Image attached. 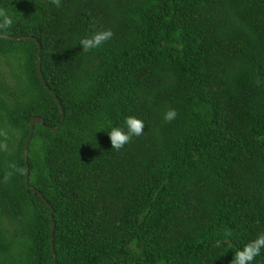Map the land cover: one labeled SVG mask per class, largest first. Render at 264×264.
Wrapping results in <instances>:
<instances>
[{
	"label": "trees",
	"instance_id": "1",
	"mask_svg": "<svg viewBox=\"0 0 264 264\" xmlns=\"http://www.w3.org/2000/svg\"><path fill=\"white\" fill-rule=\"evenodd\" d=\"M0 8L13 19L1 34L36 38L63 109L50 129L59 110L36 44L0 37V264H51L50 215L55 264H231L264 233V0ZM32 116L27 182L51 212L24 185ZM129 116L144 134L116 151L108 133Z\"/></svg>",
	"mask_w": 264,
	"mask_h": 264
},
{
	"label": "clouds",
	"instance_id": "2",
	"mask_svg": "<svg viewBox=\"0 0 264 264\" xmlns=\"http://www.w3.org/2000/svg\"><path fill=\"white\" fill-rule=\"evenodd\" d=\"M51 3L57 8L61 7V0H51ZM13 25L12 17L3 8H0V31H6ZM111 29L103 30L93 34L89 38H84L79 41L80 46L84 53L100 48L104 43L111 40L113 37ZM178 113L175 109H168L164 115L163 120L166 123H171L176 119ZM126 131L122 128L115 127L109 133L108 136L111 142V148L116 151L121 150L126 144H128L133 137H139L144 134L145 124L142 120L129 116L124 121ZM19 171V169H17ZM12 173H6L3 182L7 183L11 178ZM264 249V233L260 234L256 239L247 243L243 249L237 250L234 254V258L231 264H252L254 259L261 254V250Z\"/></svg>",
	"mask_w": 264,
	"mask_h": 264
},
{
	"label": "water",
	"instance_id": "3",
	"mask_svg": "<svg viewBox=\"0 0 264 264\" xmlns=\"http://www.w3.org/2000/svg\"><path fill=\"white\" fill-rule=\"evenodd\" d=\"M0 37H2L4 39H8V40L27 39V40L33 41L36 44L35 69H36L37 76H38L41 84L43 85V87L45 89H47V91L53 97L54 101L56 102V104L58 106V110H59V120H58V123H57V125L55 127H50V129H52V130L57 129L60 126V124L62 122V119H63V109H62V106L60 105V103L58 101V98L55 96V94L52 92V90H50L48 88V86L45 84V81H44V79L42 77V74H41V71H40V64H39V50H40V47H39V44H38L36 38L33 37V36H30V35L13 36V35H10V34H1V33H0ZM35 123H40L41 124L42 123V118L39 117V116H32L30 118L29 124H28L27 137H26V139H25V141L23 143V148H22L23 162H24V175H23V179H24V185L26 187H30L28 185V182H27V171H28L27 162H26L27 144H28V141H29L30 136H31V133H32V127H33V125ZM32 190H33V192L36 193V195L41 200V202L44 203L49 208V211L51 212L49 204L42 197L41 193L38 192L35 189H32ZM52 231H53V221H52V217L50 215V217H49V247H50V255H51V264H55L54 252H53V247H52V243H51L52 242Z\"/></svg>",
	"mask_w": 264,
	"mask_h": 264
},
{
	"label": "rangeland",
	"instance_id": "4",
	"mask_svg": "<svg viewBox=\"0 0 264 264\" xmlns=\"http://www.w3.org/2000/svg\"><path fill=\"white\" fill-rule=\"evenodd\" d=\"M0 67L6 68V66L1 62Z\"/></svg>",
	"mask_w": 264,
	"mask_h": 264
}]
</instances>
